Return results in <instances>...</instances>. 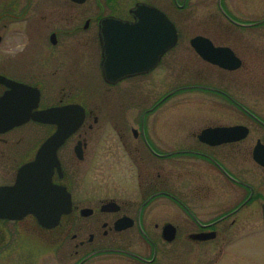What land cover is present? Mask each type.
<instances>
[{"label": "flooded vegetation", "instance_id": "1", "mask_svg": "<svg viewBox=\"0 0 264 264\" xmlns=\"http://www.w3.org/2000/svg\"><path fill=\"white\" fill-rule=\"evenodd\" d=\"M186 1L179 5L173 0V4L179 9ZM163 2L166 0H0V77L31 89L26 92L29 104H34L26 121L0 129V141L13 146L0 149V187L14 186L19 171L37 160L41 145L57 130L54 110L76 105L72 117L82 118L56 149V164L50 162H54L53 153L35 172L59 188L54 195L43 194L52 199L49 209L53 211L48 216L61 210L57 221L43 228L33 214L19 220L0 218V246L17 242L28 231L43 235L50 248L60 252L56 264H264L258 249L264 226V112H260L264 107L254 110L245 96L237 97L233 91L249 87L264 94V36L255 34L254 40H248V48L245 36L238 40L243 43L239 46L229 40L217 42L211 34L186 38L189 49L184 51L216 80L180 82L162 96L152 97L151 102L146 96L150 92L146 78L157 72L160 79L153 84L160 86L162 79L161 85L165 83L168 53L172 65L183 63L179 33L176 45L152 69L116 80H110L103 69L105 36L113 23L137 21L133 14L136 5L155 7L167 15ZM195 37L208 39L214 48H228L232 56L212 50L217 55L204 58L200 52L210 50L193 48ZM231 57L239 61L237 67ZM71 67L83 76V83L87 70L95 73L98 68L101 81L96 74L94 77L100 87L127 83L145 88L143 98H131L127 106L141 111L139 117L132 124L117 118L109 126L117 148L99 145L90 154L88 133L98 127L100 115L75 96L71 98L72 83L77 82L71 80ZM5 82L0 81V97L11 91ZM185 90L211 94L186 99L220 104L219 111L210 110L212 115H207L217 121L175 122L177 131L168 132L171 129L166 127V132L187 134L192 142L182 145L179 138L169 143L162 134L166 113L161 107ZM262 99L264 95L256 104ZM49 111L47 122L34 119ZM172 115L176 117L167 116ZM221 116L238 120L225 123L218 120ZM0 127H4L1 122ZM228 128L236 129L211 132ZM32 129L33 133L47 131L46 136L34 141L35 136L28 135V143L26 135ZM7 135H15V141L4 138ZM70 141L73 147L64 148ZM4 207L2 201V211Z\"/></svg>", "mask_w": 264, "mask_h": 264}, {"label": "rangeland", "instance_id": "2", "mask_svg": "<svg viewBox=\"0 0 264 264\" xmlns=\"http://www.w3.org/2000/svg\"><path fill=\"white\" fill-rule=\"evenodd\" d=\"M177 1L179 5L182 3V0ZM220 2L221 8L218 6V0H187L186 4L179 9L175 8L173 0H166V2H163L166 6L165 9L168 17L175 23L180 33L178 48L181 49L182 55H180V57L183 63L179 66H176L175 64L172 65V62L170 63L169 61L170 53H168L166 58L167 70L165 73V83L161 85L164 82V79H162L158 82L160 86L157 83L153 84L154 80L160 79L157 76V72L152 73L146 78L150 82V92L146 96H150L151 102L152 97L155 96L158 98L159 96H162L164 92L174 89L180 82L184 85L192 82L209 83V81L216 80L215 78L210 77L208 69L205 70L202 68L196 60L192 61L191 57L188 56V52L184 51L185 48L189 49L187 39L197 34H211L217 42H228L227 40H229V42L239 46L243 45V43L240 44L238 40L244 38L245 36L246 47L248 48V40H254L255 34L258 35L261 33L264 36V24L247 29L236 26L234 27L229 25L230 23L227 22L221 13L225 10L228 15L241 23L259 22L264 20V0H220ZM251 47H253V44ZM175 59H173V61ZM94 75L98 81H101V78H99V69L96 68L95 73L87 70L86 80L85 83H83V76L80 77L79 73L74 72V69L71 67V80L77 81L76 83H72L74 86H72V92L70 94L71 98L75 96L78 101L91 106L95 112L100 115V122L98 125L99 128L94 127L93 131L88 133V148L90 154H92L94 149L98 148L99 145H101V148H117L113 146V136L111 135V128L109 127L111 126V122L119 118L122 122L129 121V123L132 124L134 119L137 116L139 117L141 111L136 112L132 108L128 110V102L131 98H143L144 92L146 91L145 88H143V85H131L127 83L122 84L117 88H109L106 85H104V87H100ZM253 81L254 80H252V82ZM248 82L250 83V81ZM59 91L60 89L56 92ZM233 91L234 95L237 97L245 96L243 98L247 99V102L250 104L249 106L255 107L253 108L254 110H256V107H264V99L260 100L261 102H259V104H256L260 97L264 95L258 93L257 90L249 87H236L233 88ZM209 95L211 94H207L206 92L185 90L183 92H179L177 95H174V97L168 99L164 103L161 109H164L162 112L166 113L164 114L166 116L165 120L162 121L161 126L163 125L162 134L166 137L169 143H175V139L179 138H181L182 145H188L192 142L191 138L187 134H185L186 136L179 135L178 133L171 135V133L166 132V127L167 129H171L168 132H173V130H175V122L176 124L179 123V125H181L183 121H187L188 119L195 120L201 118H206L209 122L217 121V119L211 118L207 115H212V113L209 112L210 110L219 111L218 107L220 104L212 105L205 102L195 100L190 101L186 99L190 97ZM174 102H178V104L181 103L183 105L177 106ZM122 110H124V112H121ZM220 112L223 113V110L220 109ZM260 112H264V110L260 109ZM120 113L122 114L120 115ZM225 113H227V110H225ZM169 114H176V117H174V115L167 116ZM226 118L227 117L225 116H221V119L218 120L225 123L235 122L238 120ZM157 130L158 128L156 131ZM156 131L154 134H156ZM46 133L47 131L43 132L42 130H40L39 133H33L32 129L26 135V142L30 143V141L27 140L28 135L35 136V141L38 139L41 140L46 136ZM15 137V135H7L4 138H8L10 140L13 139L12 142H14ZM73 145L74 142L70 141L67 147L64 148H72ZM1 148H13V146L11 144L8 146L4 145L3 142L0 141V149ZM259 236V248H257L259 249V252H262L261 257L264 262V226L262 233ZM42 237L43 235H31L28 231H25L20 237L21 240L16 239L17 242L13 241V243L10 242L6 246H0V264H56V260L59 257L60 252L56 249H51L47 239Z\"/></svg>", "mask_w": 264, "mask_h": 264}, {"label": "water", "instance_id": "3", "mask_svg": "<svg viewBox=\"0 0 264 264\" xmlns=\"http://www.w3.org/2000/svg\"><path fill=\"white\" fill-rule=\"evenodd\" d=\"M133 14L139 19L136 23L131 25L119 23L117 26L118 30L114 26L110 33L111 35L107 37V40L110 42L106 46L107 51L104 63L106 64L105 70L109 77H112V75L122 76L146 71L150 65H153L159 55L173 47L176 42L174 25L156 9L137 5ZM158 26L161 27V39L158 37ZM149 33H155L154 38H149ZM150 41L157 43L156 49L149 47ZM205 42L210 44L209 41L201 38L193 40L191 44L198 50H210L209 52L204 51L201 53L204 57L212 59L216 54L212 53V46L209 44L207 46ZM217 64L223 68H228L226 64ZM9 86L11 87V93L0 98V118L3 117V114L10 116L9 120H4L7 124L6 129L25 120L18 118L21 112L20 106L28 102L23 96V93L27 90L24 86L15 84H9ZM69 110L70 114H67L68 119L75 114L76 109L72 106L66 109L67 112ZM80 121L81 116L78 119V115L72 118V120L70 119L69 122L59 123L56 121L58 129L42 145L37 160L31 165L25 166L19 172L14 186L0 187V218L19 220L26 214H33L36 216L38 224L43 228H50L57 221L61 210H55L54 217L48 216V212L53 211L49 209L52 199L43 196V194L50 192L54 195L58 192L59 188L53 187L48 182L47 177L38 176L35 172H38V167L43 165L44 158L53 156V153L54 162H50L56 164V149L78 127ZM2 201L5 203L4 211H2Z\"/></svg>", "mask_w": 264, "mask_h": 264}]
</instances>
